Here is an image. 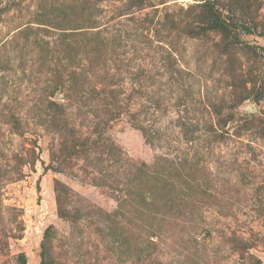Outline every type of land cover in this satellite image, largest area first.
<instances>
[{
	"label": "rangeland",
	"instance_id": "1",
	"mask_svg": "<svg viewBox=\"0 0 264 264\" xmlns=\"http://www.w3.org/2000/svg\"><path fill=\"white\" fill-rule=\"evenodd\" d=\"M0 264H264V0H0Z\"/></svg>",
	"mask_w": 264,
	"mask_h": 264
}]
</instances>
